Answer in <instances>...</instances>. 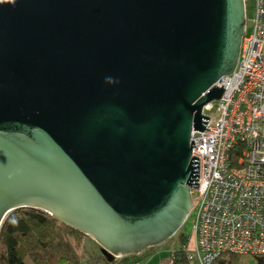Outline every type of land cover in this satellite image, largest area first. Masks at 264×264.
<instances>
[{
	"label": "water",
	"instance_id": "1",
	"mask_svg": "<svg viewBox=\"0 0 264 264\" xmlns=\"http://www.w3.org/2000/svg\"><path fill=\"white\" fill-rule=\"evenodd\" d=\"M246 27L245 0H0V228L41 210L110 263L175 236Z\"/></svg>",
	"mask_w": 264,
	"mask_h": 264
},
{
	"label": "built area",
	"instance_id": "2",
	"mask_svg": "<svg viewBox=\"0 0 264 264\" xmlns=\"http://www.w3.org/2000/svg\"><path fill=\"white\" fill-rule=\"evenodd\" d=\"M256 8L235 72L218 83L221 100L203 108L209 130L191 136L199 189L191 190L195 247L187 251L198 264L223 254L264 258V0Z\"/></svg>",
	"mask_w": 264,
	"mask_h": 264
},
{
	"label": "trees",
	"instance_id": "3",
	"mask_svg": "<svg viewBox=\"0 0 264 264\" xmlns=\"http://www.w3.org/2000/svg\"><path fill=\"white\" fill-rule=\"evenodd\" d=\"M191 236H182V246L172 252V264H192L187 247ZM87 236L73 230L44 211L19 209L9 213L0 228V264H81L80 247ZM263 257L220 255L213 264H245Z\"/></svg>",
	"mask_w": 264,
	"mask_h": 264
},
{
	"label": "rangeland",
	"instance_id": "4",
	"mask_svg": "<svg viewBox=\"0 0 264 264\" xmlns=\"http://www.w3.org/2000/svg\"><path fill=\"white\" fill-rule=\"evenodd\" d=\"M245 3H246V18H247L246 34H250L253 31V27H254L253 23L256 17V11H257L256 0H245ZM215 105L217 106V103H215ZM195 205H196V200L194 199V206ZM191 233H192L191 218H189L187 222L184 224V226L179 230V232L171 239H169L168 241H166L165 243L159 246L148 248L136 256L142 258L140 262L142 264H146V263L166 264L171 260L172 252L175 249H178L182 246L180 242V238L182 236H190ZM194 247L195 244L192 239L191 243L189 244V248L193 249ZM80 254L82 257L81 264H103L101 263L103 261L100 258V255L102 254L101 248L98 246V244L95 243V241L91 240L88 237L84 239L81 243ZM101 257L103 256L101 255ZM191 262L192 264H198L197 261H191ZM105 263L108 264L107 261ZM245 264H256V260L250 258L247 260Z\"/></svg>",
	"mask_w": 264,
	"mask_h": 264
},
{
	"label": "crops",
	"instance_id": "5",
	"mask_svg": "<svg viewBox=\"0 0 264 264\" xmlns=\"http://www.w3.org/2000/svg\"><path fill=\"white\" fill-rule=\"evenodd\" d=\"M192 239V238H191ZM95 254H98V253H95ZM102 255V254H101ZM101 255H100V258L102 259V261L103 262H101V263H105L107 260H106V258L103 256V257H101ZM100 259V260H101ZM104 259H105V262H104ZM141 260H142V258H139L138 256H128V257H124V258H119V259H117V260H115V262H112V263H110V262H108L107 261V263L108 264H142V263H140L141 262ZM171 264V263H173L171 260L169 261V262H167L166 264ZM106 264V263H105ZM147 264V263H146Z\"/></svg>",
	"mask_w": 264,
	"mask_h": 264
}]
</instances>
